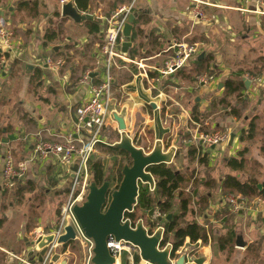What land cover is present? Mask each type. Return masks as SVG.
Listing matches in <instances>:
<instances>
[{"label":"crops","instance_id":"1","mask_svg":"<svg viewBox=\"0 0 264 264\" xmlns=\"http://www.w3.org/2000/svg\"><path fill=\"white\" fill-rule=\"evenodd\" d=\"M67 1L0 0V28L13 37L14 48L5 56L0 49V264H22L13 256L36 263L39 250L31 251L30 236L38 228L50 231L55 225L59 207L52 213L45 207L64 199L73 174L52 157L33 160V147L38 142L61 143L73 133L75 110L87 99L89 85L102 82L104 69L95 66L102 19L131 0H89L87 13H80L99 23L96 34L89 30L90 21L74 24L61 16V5ZM196 6L208 21L194 18ZM259 9L258 0H137L133 15L141 20L132 25L134 40L130 39L126 58L117 60L112 69L111 115L98 143L108 147L119 143L122 132L113 118L117 115L124 121V133L145 153L151 152L156 142L162 144L163 152L175 150L167 165L174 173L213 180L214 188L198 187L199 194L208 197L203 215L198 213L191 184L181 189L183 195L191 196L185 214H181L178 195L172 203L170 213L180 217V227L195 222L210 233L206 243L186 240L176 252V257L186 248L196 253L187 257V264H195L194 260L202 261L200 264H264V201L247 199L242 210L231 211L234 215L227 221L220 215L230 208L228 196L220 189L226 176L264 184V68L260 61L264 59V15L256 13ZM48 30L55 34L51 42L44 38ZM174 43L196 45L203 73L193 72L197 64L192 59L166 78L152 70L162 68L172 58ZM131 50L133 58L129 57ZM47 60H60L62 66L54 72ZM139 61L151 68L146 75L132 63ZM205 67L212 73L210 77H206ZM254 69L259 70L257 78L244 74ZM87 71L91 72L90 84L79 85ZM239 72L244 74V91L240 96H226L225 81L237 80ZM246 75L258 82L249 83ZM232 108H239V119L231 114ZM251 125L253 130L249 131ZM225 132L228 140L218 146L200 139ZM190 149L195 150L194 159L189 157ZM241 152L244 168L234 171L227 162L240 159ZM9 154L15 164L26 163L27 168L10 189L3 184L4 160ZM96 154L111 157L100 146L91 158L103 163ZM110 169L105 168V173ZM18 185H31L34 190L18 196ZM149 193L153 212L145 208L138 211L148 225L151 219L166 216L159 213L161 196L156 186ZM22 205H29V212L18 214ZM156 224L162 225L163 220ZM230 228L235 239L240 235L246 246L237 248L234 240L232 248L221 251L218 239ZM83 240L76 242L83 245ZM174 241L170 234L169 243ZM67 249L63 246L59 253L67 254ZM30 252L32 256H28Z\"/></svg>","mask_w":264,"mask_h":264},{"label":"built area","instance_id":"2","mask_svg":"<svg viewBox=\"0 0 264 264\" xmlns=\"http://www.w3.org/2000/svg\"><path fill=\"white\" fill-rule=\"evenodd\" d=\"M136 1L131 0L128 4L118 7L102 19V42L99 45V59L95 63L96 67L101 66L104 69L102 82L99 85L90 84V71L84 73L82 79L79 80V85H90L87 99L75 110L73 133L61 143L38 142L33 147V160H44L52 157L58 165L63 167L68 173L73 174V179L72 186L65 203L59 210L54 227L50 231H44L38 228L30 236L31 251L38 249L37 243L39 239L47 235L52 236V241L47 246V251L42 262L34 263L26 258L22 259L13 256L15 260L22 264H56L55 258L59 256V252L63 247L58 243V239L65 234L66 227L71 226L75 229L76 223L72 209L75 205H80L84 201L86 181L89 175L88 163L95 152L98 142H100V137L111 115L110 105L113 95L112 69L117 67V60H124L121 53L123 30L128 17L133 15ZM258 4L260 9L256 13L264 15V0H258ZM193 15L196 20L208 21L200 6H196ZM172 48L175 49L172 58L165 62L162 68H152L161 78L171 76L183 69L189 60L197 55L196 45L174 43ZM0 49L6 54L11 53L14 49L13 37L4 28H0ZM132 63L141 70L143 75H146L147 69H151L143 61ZM46 64L56 72L61 68L62 61L47 60ZM244 79L249 83L258 82L256 78L248 75ZM200 139L208 145L218 146L228 140V135L213 133L210 135H202ZM25 164H15L10 154L6 156L3 168V184L6 188L13 187L16 181L23 178L27 169ZM74 167H76V170H73ZM239 201L240 196L238 195L228 196L227 203L233 213H237L241 209ZM262 204L264 205V202ZM78 239L80 238L77 236L76 240ZM89 244L92 248L91 243ZM106 248L109 254L116 260V264H118L124 252L136 251L138 255V250L134 246L123 241L117 242L113 237H109L106 240ZM90 258L91 254L87 264H91ZM129 263H133L132 258Z\"/></svg>","mask_w":264,"mask_h":264},{"label":"water","instance_id":"3","mask_svg":"<svg viewBox=\"0 0 264 264\" xmlns=\"http://www.w3.org/2000/svg\"><path fill=\"white\" fill-rule=\"evenodd\" d=\"M60 14L62 17L71 19L74 24H82L92 20V16L89 14H82L78 11L73 0L61 5ZM134 20L135 16L130 15L123 30L121 53L125 58L131 47L130 34ZM245 85L247 86L248 83L246 82ZM113 118L119 131L122 132L119 143L114 147L116 150L128 154L130 165L123 167L121 181L115 189L111 188L107 180L101 185H97L93 181L90 182L84 201L80 205H75L72 209L78 232L85 241L92 244L90 263L116 264V260L106 248V240L113 237L117 242L123 241L134 246L138 250L140 260L145 264H187V257L190 255L189 248H186L175 259H172V247L170 245L164 248L160 247L164 233L162 229H158L154 235L149 236V229L145 228L141 221L135 227H132L128 221L124 220V215L132 212L138 203L140 185H147L150 189H153L157 184L148 169L170 164L175 150L171 148L167 152H163L162 144L156 142L152 151L145 153L142 148L136 147L124 133L123 119L117 115H113ZM73 170H76V167ZM170 218L171 215L168 214L165 220L169 221ZM160 221L161 218H158V222ZM76 238L75 229L69 226L66 227L65 234L58 239V243L65 246L75 241ZM51 241V235L39 239L36 263L42 262L47 246ZM235 246L237 248L246 246L240 235L235 239ZM32 255L33 253L30 252L28 256ZM201 262L200 260H194L195 264Z\"/></svg>","mask_w":264,"mask_h":264},{"label":"trees","instance_id":"4","mask_svg":"<svg viewBox=\"0 0 264 264\" xmlns=\"http://www.w3.org/2000/svg\"><path fill=\"white\" fill-rule=\"evenodd\" d=\"M76 8L78 9L79 12L82 13H87L88 11V5H89V0H73ZM26 4H23L22 7H25ZM134 12V11H133ZM141 18L137 17L134 22L133 26L135 27ZM87 25L89 26L90 32H93L94 34L99 33V23L96 21H90L87 22ZM132 28V34H131V40H134L135 33H133ZM45 41L46 42H51L52 40L55 39V34L53 31H46L45 33ZM7 54H4V56ZM134 56V50H131L129 52V57L133 58ZM2 55L0 54V58ZM192 60L197 64V69H195L193 72H196L200 75V73H203L200 69V63H203L202 60L197 59V57H193ZM261 65L262 68H264V59H261ZM205 67V72L209 73L208 76L210 77L212 73L208 68ZM244 74H248L250 76L256 77L259 74V70L254 69L253 71H246ZM242 72L237 73V80L233 79H228L225 81V95H233L235 94L236 96H240L242 92L244 91V83L242 81L243 75ZM151 75V74H150ZM241 106H243V103L240 102ZM231 114L239 119L241 117L239 113V108H232L231 109ZM193 115V113H192ZM194 116V115H193ZM195 118V117H193ZM253 130V125L250 126L249 131ZM135 145V144H134ZM97 146H100L103 148L104 152L109 154L110 156H114L115 158L111 162V169L108 172V174L105 173V168L104 165L101 161H89L88 163V174L91 176L92 181L95 182L97 185H101L105 180H107L110 183V186L112 189L117 188L121 181V171L125 165H130V159L128 157V154L124 152H120L116 150L114 147H108L102 144H97ZM189 157L191 159H194L195 157V150L190 149L189 150ZM240 159H229L227 162V166L234 170V171H239L244 168V159H243V152L240 154ZM200 163L203 162V158L199 160ZM148 172L151 173L153 178L156 180V190L158 191L159 195L161 196V200L159 201L158 205V210L161 215H171V218L167 223H165V237L163 241L161 242V246L164 247L166 244V241L168 240V236L170 234H173L174 236V244L172 246V253H171V258L175 259L176 258V252L179 250L180 247H182L183 243L188 240L190 243H196V242H203L206 243L209 238V232L205 230L204 228L200 227L197 223L192 222L185 227H180L178 224L179 221V216L175 217V215H172L171 212V207L173 200L175 198V195H178L181 203V214H185L186 208L188 203L191 202V196L189 195H183V192L181 191L182 187H187L189 184L191 187V194L193 198H195V205L198 208V213L200 215H203V212L207 208L208 205V197L207 195H201L198 192V187L201 185L205 188L211 189L214 188L213 180L209 177L206 176L205 181L195 179L193 178V173L189 175V177H186L185 175L182 174H175L173 170H171L167 165H159L153 168L148 169ZM261 187V188H259ZM221 193L226 195V196H231V195H238L240 196V210H242L243 206L246 203L247 199L250 198H259L261 201H264V184L259 186V183L255 179H251L249 181L242 182L235 176H226L220 185ZM34 188L31 185L24 186L22 187L21 185H18L16 187V195H21L24 194V192H30L33 191ZM153 205L154 201L152 197L150 196V193L147 188H141L140 193L138 196V203L137 205L133 208V211L130 213H126L124 215V220L128 221L132 227H135L138 222H140V217L138 214V211L140 208H145L146 210L149 211V213L153 212ZM151 215V214H150ZM225 221H227V217L231 218L232 215H234L231 212V208L226 207L224 209L223 213L220 214ZM218 219V217H217ZM222 219V221H223ZM150 225V224H149ZM235 240V233L230 230H228L227 234L223 237H220L218 239V247L219 249L225 250L227 248H232L233 243ZM72 244L70 242L68 245ZM68 245L64 246V249L68 247ZM141 262L140 258L138 255H134L133 257V263L132 264H139ZM127 264V263H123Z\"/></svg>","mask_w":264,"mask_h":264},{"label":"rangeland","instance_id":"5","mask_svg":"<svg viewBox=\"0 0 264 264\" xmlns=\"http://www.w3.org/2000/svg\"><path fill=\"white\" fill-rule=\"evenodd\" d=\"M226 133V132H225ZM227 134V133H226ZM51 143H53V142H51ZM97 155V154H96ZM98 157H100L102 160H103V164H104V167L106 168V169H110V162H112V160L115 158L114 156L112 157H109V156H107V155H103V154H99V155H97ZM92 159L93 158H91L90 159V161H92ZM90 182H92V178H91V176L90 175H88V177H87V181H86V191H85V196H86V194H87V192H88V189H87V187H88V185H89V183ZM71 186H72V181H70V183H69V187H68V193H69V191H70V188H71ZM10 189V188H9ZM68 193L65 195V197H64V199H60V198H58V200H57V204L56 203H48V205L45 207L46 208V211H48V212H50V213H52L53 212V210L55 209V207H59V210H60V208H61V206L65 203V201H66V198H67V196H68ZM84 199H85V197H84ZM83 199V200H84ZM156 199H157V197H156ZM48 201H50V200H48ZM29 212V205H26V206H19V210H18V214H22L23 212ZM138 214H139V212H138ZM17 217H20V215H18ZM139 217H140V214H139ZM165 217L166 216H162V218H161V221L159 222V223H161L162 222V220H163V224H165L166 223V220H165ZM154 223H155V228H157V227H160V228H163V224L162 225H158V224H156V222L157 221H155V218H153V219H151ZM140 221L144 224V225H148V223H147V220H143L142 218H140ZM75 231H76V235L80 238V239H84L83 237H82V235L78 232V230H77V227H76V224H75ZM84 242H85V244H83V245H81L79 242H76V241H73V243L72 244H70V246L69 247H66L65 248V250L67 249L68 250V252H67V254H63V252H62V254H60L59 253V256H57L55 259V261H56V264H61V261H63V262H66V264H87L88 263V259H89V257H90V254H91V250L90 249H92L91 248V246H90V244L89 243H91V242H87V241H85V240H83ZM89 245V246H88ZM92 245V244H91ZM137 252L136 251H127V252H124L123 254H122V263H127L128 264V262L130 261V259L132 258L133 259V257H134V255H137L136 254ZM191 254H192V256H191ZM195 255H196V253H193V252H190V255H188V257H195ZM121 263V264H122ZM139 264H144V263H142V262H140Z\"/></svg>","mask_w":264,"mask_h":264},{"label":"flooded vegetation","instance_id":"6","mask_svg":"<svg viewBox=\"0 0 264 264\" xmlns=\"http://www.w3.org/2000/svg\"><path fill=\"white\" fill-rule=\"evenodd\" d=\"M141 188H147L148 191L154 189V188H153V189H150L149 186H147V185H145V186L140 185V187H139V193H140V189H141ZM158 218H162V217H157V220H156V221H158ZM158 223H159V222H158ZM143 226H144L145 228H148V229H149V232H148V235H149V236L154 235V233H155L158 229H162L163 232H164L162 238L164 239V237H165V230H166V229H165V226H163V228H160V227L155 228V223H154V222H151L150 225H144V224H143ZM167 245H170L171 247L173 246L172 243H169V236H168V240L166 241V244H165L164 247H166ZM160 247H161V248H164V247L161 246V244H160ZM176 254H177V253H176Z\"/></svg>","mask_w":264,"mask_h":264}]
</instances>
